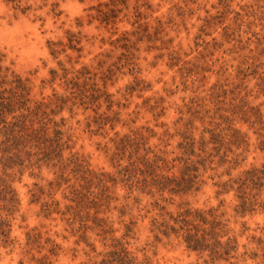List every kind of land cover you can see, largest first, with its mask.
<instances>
[{"label": "rangeland", "instance_id": "obj_1", "mask_svg": "<svg viewBox=\"0 0 264 264\" xmlns=\"http://www.w3.org/2000/svg\"><path fill=\"white\" fill-rule=\"evenodd\" d=\"M0 52L63 142L59 158L18 164L0 136V177L19 199L0 264H102L120 246L205 264L153 225L180 203L215 209L236 256L264 237V208L243 211L237 191L264 166V0H0ZM186 157L196 184L175 193L161 176L180 179ZM247 191L264 200V185Z\"/></svg>", "mask_w": 264, "mask_h": 264}, {"label": "trees", "instance_id": "obj_2", "mask_svg": "<svg viewBox=\"0 0 264 264\" xmlns=\"http://www.w3.org/2000/svg\"><path fill=\"white\" fill-rule=\"evenodd\" d=\"M54 50L52 49V51ZM3 57L4 55L0 52V136L3 137L2 151L6 154L5 161L9 162L15 157L18 159L17 163L21 164L23 156L28 158L32 154L40 155L41 158L38 159L42 160L49 159L51 156L59 158L63 149L62 131L55 128L58 125L45 114L43 109L47 104L37 102L30 105L31 99L28 96L30 87L18 74L2 65ZM45 118L47 121H44ZM50 122H53L54 125L51 131L48 127ZM188 158L183 159L184 165L181 169L180 179L161 176L162 179L174 182V187H171L170 190L175 193H187L196 184V175L193 173L196 169L193 167L194 164L188 161ZM141 161L143 160L141 159ZM152 161V164H148L147 160L145 163L143 162L144 166L152 170L151 174L160 168L157 164L158 161L165 163L163 158H156ZM157 175V173L154 174V176ZM237 183V191L241 199L240 206L243 211L252 209L256 204L264 208V200L260 202L256 197L259 194H250V191H247L248 188L249 190L252 187L260 189L264 185V166L245 170L243 177L239 178ZM73 194L80 200L88 198L78 189H75ZM95 198L97 199V197ZM0 202H3L0 204V210L6 211L5 215L0 212V240L3 245H8L11 243L9 218L18 206L19 199L11 183L4 177H0ZM180 205H182L179 206L181 210L174 216L172 213H168L170 214L169 220L162 219L160 222L155 220L153 225L163 236H174L179 239L187 250L200 256L206 255L205 264H217L218 261L237 264L231 261L232 258L241 261H246L247 258L264 260V237L251 236L255 246L243 245L244 251L236 256L237 239L229 234L226 223L223 222L221 215L215 209L193 208L187 203H180ZM102 264L152 263L148 257L138 260L126 247L120 246L119 250L108 252V258L104 259Z\"/></svg>", "mask_w": 264, "mask_h": 264}]
</instances>
